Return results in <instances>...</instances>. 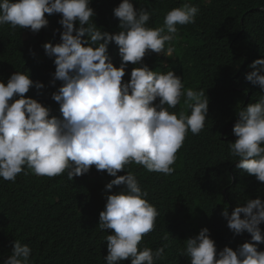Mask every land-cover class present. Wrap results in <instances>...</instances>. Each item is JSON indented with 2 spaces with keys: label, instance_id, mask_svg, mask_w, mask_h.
I'll list each match as a JSON object with an SVG mask.
<instances>
[{
  "label": "clouds",
  "instance_id": "9594fccd",
  "mask_svg": "<svg viewBox=\"0 0 264 264\" xmlns=\"http://www.w3.org/2000/svg\"><path fill=\"white\" fill-rule=\"evenodd\" d=\"M91 4L92 0H0V26L38 34L49 25L46 14H59L62 27L56 30L59 43L42 45L45 55L54 57L52 86L61 82L51 94L60 116L25 96L31 88L39 93L45 87L34 82L29 71H15L6 83L0 79V178L14 183L19 174H28L25 168L36 176L67 173L70 181L88 174L93 166L106 172L115 177L105 186L106 192L123 187L106 196L99 213V229L112 231L106 236L105 264H157L167 244L155 250L138 246L155 229L160 213L136 176L125 168L135 163L149 172L171 175L188 132L199 135L205 128L209 98L203 89H185L182 77L173 70L153 71L143 60L150 53L172 57L178 26L195 23L200 9L185 2L166 13L162 27L153 28L148 26L152 15L148 9L122 0L113 9L120 30L109 33L94 23ZM113 43L118 47L119 67L109 56ZM129 64L138 67L132 68L125 81ZM250 68L253 71L246 74V81L264 92V58ZM182 97L190 115L170 111ZM237 117L232 130L237 139L228 143L230 154L238 158L237 169L264 182V95L241 109ZM121 171L126 174L119 176ZM221 215L234 237L247 232L251 239L236 250L225 246L218 251L205 227L184 241L180 255L188 257L190 264H264V251L258 250L264 243L260 227L264 200L247 199L231 215L227 207ZM168 238L166 232L163 239ZM31 256L28 244L14 240L3 264H32Z\"/></svg>",
  "mask_w": 264,
  "mask_h": 264
},
{
  "label": "trees",
  "instance_id": "16d2710c",
  "mask_svg": "<svg viewBox=\"0 0 264 264\" xmlns=\"http://www.w3.org/2000/svg\"><path fill=\"white\" fill-rule=\"evenodd\" d=\"M121 2L92 0L97 27L109 33L120 30L113 9ZM185 2L198 6L200 11L195 23L178 26L173 56L150 53L143 63L153 71L173 70L182 77L185 89H203L209 98L208 120L199 135L188 132L171 175L149 172L135 163L125 168L136 176L148 193V201L160 213L155 229L138 246L155 250L167 244L164 258L157 264H190L188 257L180 255L184 241L205 227L218 251L225 246L236 250L251 236L245 232L234 237L221 213L227 207L231 215L247 199L264 200V182L237 169L238 158L230 154L228 147L237 139L232 131L237 113L264 95L245 79L253 71L250 65L264 58V0H133L135 8L152 13L148 26L153 28L162 27L166 13ZM46 18L49 25L38 34L0 26V79L6 83L15 71H29L30 78L45 87L39 93L31 88L25 96L42 102L51 108L52 115L60 116L59 104L51 94L61 82L52 86L54 57L45 55L42 45L60 42L56 30L62 31L58 24L61 16L46 14ZM109 56L119 67L114 43L109 46ZM133 67L138 65H128L125 81L130 79ZM170 111L190 115L183 97ZM25 171L28 174H19L14 183L0 178V264L11 254L14 240L32 249V264H105L106 236L112 231L99 229V213L106 196L123 186L106 192L105 186L115 177L98 172L94 166L88 174L72 181L67 173L47 177L36 176L27 168ZM260 227L264 231V224ZM166 232L168 240L163 239ZM258 250L264 251V243Z\"/></svg>",
  "mask_w": 264,
  "mask_h": 264
}]
</instances>
